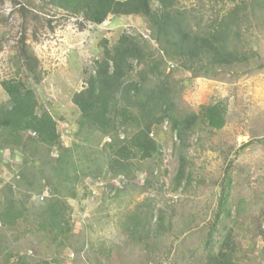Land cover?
Listing matches in <instances>:
<instances>
[{
	"label": "rangeland",
	"instance_id": "obj_1",
	"mask_svg": "<svg viewBox=\"0 0 264 264\" xmlns=\"http://www.w3.org/2000/svg\"><path fill=\"white\" fill-rule=\"evenodd\" d=\"M45 2L0 0V81L15 76L13 57L24 40L45 73L38 85L30 79L27 83L36 93L40 109L55 119L62 146L70 149L73 165L80 168L77 178L69 170L70 182H63L58 194L69 208L71 232L62 246L51 242L44 232L27 234L14 241L13 237L25 227H33L32 222H19L17 227L4 232L1 245H7L32 263L204 264L207 232L218 211L220 193L229 187L231 217L219 222L213 251H218L227 231L233 229L232 240L237 247L235 264H264V27L247 36L250 46L259 53L261 70L194 76L174 64L166 67L179 110L198 113L201 106L209 104H220L225 109V126L221 130H209L205 124H197L183 152L189 178L176 186L179 144L168 122L154 127L151 134L160 154L143 162L134 160L141 173H133L129 178H114L106 173L103 145L109 141L107 138L98 133L74 136L78 132L79 113L71 98L85 87L94 61L101 59L102 41L107 40L111 47L124 32L140 34L149 40L146 20L139 16H116L93 26ZM224 2L179 0L178 4L182 8L198 9L209 20L216 14H225L230 3ZM152 6L157 7L155 2ZM136 70L140 73L144 66ZM21 77L25 78L24 71ZM6 100L0 86V104ZM131 134V129L120 130L121 139ZM58 155L56 151L52 161ZM35 167L46 169L53 186L59 184L50 167H40L39 163ZM13 174L0 159V188ZM37 176L40 180L35 187L41 186L42 190L34 191L28 200L22 195L23 187L15 191L16 199L25 200L29 212L44 205L51 195L46 180ZM240 199L248 209L235 226L234 204ZM1 202L0 195V205ZM137 207L141 217L152 218L149 225L142 220L150 231L147 246L140 239L141 229L137 230L139 234L134 232L136 224L132 217ZM161 213L164 229L155 238L153 233ZM2 260L0 257V264Z\"/></svg>",
	"mask_w": 264,
	"mask_h": 264
},
{
	"label": "trees",
	"instance_id": "obj_2",
	"mask_svg": "<svg viewBox=\"0 0 264 264\" xmlns=\"http://www.w3.org/2000/svg\"><path fill=\"white\" fill-rule=\"evenodd\" d=\"M44 1L93 26H100L116 16H139L146 20L149 40L156 48L140 34L127 32L121 33L111 47L107 40L102 41L101 59L94 61L85 87L71 98L79 113L78 132L74 136L87 137L98 133L107 138L109 141L103 145L107 158L106 173L114 178H129L133 173H141L134 160L143 162L160 154V147L151 134L154 127L168 122L179 144L176 186L188 180L187 160L183 152L189 146L190 137L196 132L199 122L209 130H221L225 126V109L220 104H209L201 106L198 113L179 110L168 79L169 73H165L166 67L174 64L191 71L194 76L242 69L246 72L261 70L259 53L250 46L247 36L264 27V0H225L224 4L230 3L225 14H216L209 20H205L198 9L179 7V0ZM154 2L156 9L152 6ZM12 63L15 76L0 81L7 96V100L0 104V159L14 173L9 180H4L0 188V257L2 264H10L12 260L15 262L11 264H51L52 261L32 263L7 245L2 246L1 240L4 232L17 227L19 222H32V229L25 227L13 240L44 232L51 237V242L64 245L71 232L69 208L58 194L63 182H70L69 170L77 178L80 168L73 165L70 149L62 146L55 119L48 111L40 109L37 95L27 83L30 79L38 85L45 73L24 40ZM138 66H144L140 73L136 70ZM23 71L24 79L21 77ZM125 128L131 129L132 134L121 139L120 130ZM56 151L59 155L52 161ZM40 155L46 159L38 158ZM21 158L26 161H20ZM36 163L40 167H50L59 184L53 186L46 169L39 170ZM38 174L51 187V195L44 205L29 212L25 200L16 199L15 191L23 187L22 195L28 200L34 191L42 190L41 186L35 187L40 180ZM229 193V187H224L220 193L218 211L204 242V264H235L237 247L232 240L233 229L227 231L218 251H213L216 245L214 233L219 222L231 217ZM234 205L233 225L237 226L248 208L242 199ZM135 214L132 217L133 224H136L134 232L141 229L140 239L147 246L150 231L146 230L144 223L149 225L152 218L141 217L138 207ZM156 227L153 234L159 238L164 229L162 213L157 218Z\"/></svg>",
	"mask_w": 264,
	"mask_h": 264
},
{
	"label": "bare ground",
	"instance_id": "obj_3",
	"mask_svg": "<svg viewBox=\"0 0 264 264\" xmlns=\"http://www.w3.org/2000/svg\"><path fill=\"white\" fill-rule=\"evenodd\" d=\"M121 183V182H120Z\"/></svg>",
	"mask_w": 264,
	"mask_h": 264
}]
</instances>
